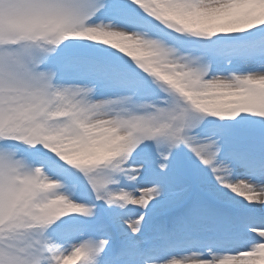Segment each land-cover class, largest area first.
I'll use <instances>...</instances> for the list:
<instances>
[{
	"label": "snow or ice",
	"instance_id": "obj_1",
	"mask_svg": "<svg viewBox=\"0 0 264 264\" xmlns=\"http://www.w3.org/2000/svg\"><path fill=\"white\" fill-rule=\"evenodd\" d=\"M0 264H264V0H0Z\"/></svg>",
	"mask_w": 264,
	"mask_h": 264
}]
</instances>
